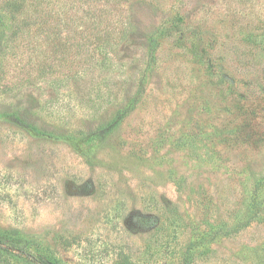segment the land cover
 <instances>
[{"label":"rangeland","instance_id":"obj_1","mask_svg":"<svg viewBox=\"0 0 264 264\" xmlns=\"http://www.w3.org/2000/svg\"><path fill=\"white\" fill-rule=\"evenodd\" d=\"M24 1L0 264H264V0Z\"/></svg>","mask_w":264,"mask_h":264},{"label":"trees","instance_id":"obj_2","mask_svg":"<svg viewBox=\"0 0 264 264\" xmlns=\"http://www.w3.org/2000/svg\"><path fill=\"white\" fill-rule=\"evenodd\" d=\"M5 5H3V9L6 10L9 15L12 18V21L14 22L16 18H18L20 15H23L27 10V7L25 5V1L24 0H6V3H4ZM34 4V3H32ZM14 25H17L16 22H14ZM111 122L113 121H109V123H107V125H111ZM26 259L28 261H30V263L32 264H38V262H40L41 264H51L48 262H43V261H39L37 259H33L31 257H26ZM35 262V263H34Z\"/></svg>","mask_w":264,"mask_h":264}]
</instances>
